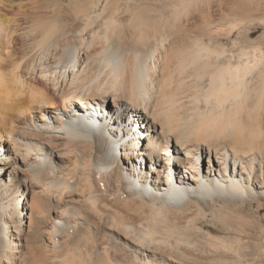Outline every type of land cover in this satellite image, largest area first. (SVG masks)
Instances as JSON below:
<instances>
[{"label":"bare ground","instance_id":"1","mask_svg":"<svg viewBox=\"0 0 264 264\" xmlns=\"http://www.w3.org/2000/svg\"><path fill=\"white\" fill-rule=\"evenodd\" d=\"M65 1L0 0V264H264V9Z\"/></svg>","mask_w":264,"mask_h":264},{"label":"rangeland","instance_id":"2","mask_svg":"<svg viewBox=\"0 0 264 264\" xmlns=\"http://www.w3.org/2000/svg\"><path fill=\"white\" fill-rule=\"evenodd\" d=\"M72 1L73 0H66L64 4L66 6H70L72 4ZM151 1L152 0H142V1L140 0V3L143 4V6H144L143 7L144 8V12L146 14H148L149 16H152L153 18H159L161 16H164V17L167 16L168 17V15H169L168 9L170 8V5H172V4L175 3L176 0H157V1H154V2H151ZM227 2L228 3H231L232 1L229 0ZM250 2L252 4H254L255 6L259 5L261 9H264V0H250ZM228 3H226V5H224V6H227ZM263 27L264 26L263 25H260L259 23L257 25H255V26L251 27L252 28L251 30L253 32V34H252V38L253 39H257L259 36H261L262 34H264V28ZM236 38H237V35L235 34L234 37H233V40H235ZM232 41H230V42L224 41V43H227V44L230 43V44H232ZM263 215H261L262 218L264 217ZM212 217L213 216H209V218L207 219V221L210 222L212 220ZM218 237L223 238L224 236H223V234H220V235H218ZM192 242H194V241H192ZM214 242H216V241H214ZM171 243L176 248V251H173L172 252L171 249H169L167 247H162V249L164 251H166L168 255L171 254V255H174L175 257H178L179 259H182L181 250L182 251L187 250L188 248L186 247V245L185 246H182L183 243L182 244H176V241H171ZM211 243H213V242H211V241H195L193 243V247H194V249L195 248L196 249H200L199 247H201V248H204L205 250L206 249L208 250L210 248ZM260 244L264 248L263 241H260ZM178 247L180 248V251L179 252L177 251Z\"/></svg>","mask_w":264,"mask_h":264}]
</instances>
